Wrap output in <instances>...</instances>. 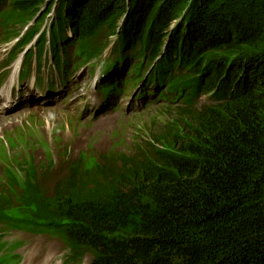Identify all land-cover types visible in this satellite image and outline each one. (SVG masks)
<instances>
[{"label": "trees", "instance_id": "obj_1", "mask_svg": "<svg viewBox=\"0 0 264 264\" xmlns=\"http://www.w3.org/2000/svg\"><path fill=\"white\" fill-rule=\"evenodd\" d=\"M42 1L0 0L5 33L13 21L25 25V13H37ZM161 2L76 0L73 31L83 38L111 26L112 34L125 18L118 39L145 40L156 54L177 23L162 66L187 68L178 83L193 95L212 91L215 102L184 100L192 126L135 155L139 165L110 170L102 198L55 185L32 226L50 230L73 256L92 255V264H264V0L234 10L225 0ZM223 4L227 15L213 17ZM208 52L237 60L209 63L213 76L205 81L206 69L195 65Z\"/></svg>", "mask_w": 264, "mask_h": 264}, {"label": "rangeland", "instance_id": "obj_2", "mask_svg": "<svg viewBox=\"0 0 264 264\" xmlns=\"http://www.w3.org/2000/svg\"><path fill=\"white\" fill-rule=\"evenodd\" d=\"M167 1L169 0H162L161 3L165 4ZM213 1L218 2V0ZM259 1L261 0H225L224 3L225 6L227 4L234 10L241 3L245 6L253 3L251 7H256L254 3ZM198 2L202 0H196V3ZM50 3L54 4L53 1ZM225 6L224 4L217 6L212 14L213 17L217 16L221 19L222 15L226 16L228 9H225ZM196 13L193 9L190 17H194ZM50 20V16H47L42 29L48 27ZM9 46V44H1L0 48L8 49ZM47 47L46 44L45 48ZM225 55L205 53L196 62V72L205 68L203 80L207 81L213 76L212 71L209 70V63L215 61L229 67L235 64L237 57L231 59ZM241 59L244 60L242 56H240ZM103 60V58H98L87 65L72 66V75L80 87V90L75 93L76 96L80 95L83 90L84 93H89L101 101L98 92L90 89L89 85L94 81L95 83L101 82L104 67H114L105 62L103 64ZM104 77L118 80L116 70L106 71ZM137 87L131 84L126 87L123 98L115 100L118 109L114 111L103 112L101 105L95 114L92 110L80 109V104L86 102L83 98L73 103L76 113H70L67 109L35 112V116L21 118L17 127L11 124L16 118L12 116L6 130L13 127V131L5 136L2 145L14 157L3 153L0 146V185L5 186V180L1 177L4 167L7 166L5 160H11L18 169L26 167L24 170H29V172L34 169L35 164H40L39 169L47 167L45 172L53 179L61 178L65 174L69 175V171L79 161L81 174H87L85 177L89 185L93 188L102 185L101 190H104L106 172L103 163L117 166L126 161L122 169L127 171L130 167L139 165L143 160L133 158L135 154L142 156L148 146L161 147V142L165 144L171 133L181 135L187 127L192 126V123L185 118L189 114L184 112L183 107L176 104L168 105L166 102L155 103L161 98L156 94L149 95L148 99L144 97L138 99L136 96L139 89L134 91ZM211 92L201 98L204 101L199 102V106H208L215 102L216 94L211 96ZM133 96L136 98L134 99ZM6 118L7 116L0 118V122H5ZM21 159L24 160V164L21 163ZM74 193L75 190L72 189L70 194ZM19 196L23 199L27 197V193L20 192ZM92 196L100 199L98 195ZM10 197L11 194L7 192H4V195L0 194V200H7ZM8 237L14 242H21L28 246L24 251L25 257L34 255L32 261L36 264H60V261L68 256L65 247L58 240L47 235L8 233ZM7 247L9 251L13 248L10 244H7ZM89 262L90 258L86 256L82 264H89ZM0 264H13L11 255L1 256Z\"/></svg>", "mask_w": 264, "mask_h": 264}, {"label": "bare ground", "instance_id": "obj_3", "mask_svg": "<svg viewBox=\"0 0 264 264\" xmlns=\"http://www.w3.org/2000/svg\"><path fill=\"white\" fill-rule=\"evenodd\" d=\"M44 11V8L43 7H40L37 14H39L40 12ZM117 25H119L118 27H115L114 29V32H117V29L121 26L124 25V20H118V22L116 23ZM61 26H63V23H60ZM126 25V23H125ZM109 39H112V37H109ZM51 41H54V39H51ZM120 41H122V38L120 39ZM89 48H92V44H88L87 45ZM107 46L110 47V45L107 44ZM63 51V50H62ZM73 57H75L78 61H81V58L77 55V54H73ZM12 61H5L3 62L2 64H0V66H16L19 61L21 60L20 57H18L17 59L15 57H12L10 58ZM51 59V58H50ZM54 59H57V60H53V61H56V62H61V61H66L68 58H63L61 56H57V58H54ZM55 67V66H54ZM123 67L126 68V72H123ZM57 68V67H56ZM62 69H72V65H69V64H65L64 66H61ZM117 71V74H118V80L120 79H128L129 75H131L132 73H134L133 71H130V67L127 66L126 64H121L119 66H114L112 68H105L103 74L104 76L106 75V71L107 72H110V71ZM53 78H49L48 80L44 81L42 77H40L38 74H36L35 76H32V77H29L27 79V82H26V85L23 87L22 91H20V94L17 95L15 98H14V94H13V91L10 95H8V98L13 100V99H16V101H19L23 104H25L26 106L30 107V108H33L34 110H37V111H53L54 109L52 108H45L41 105L39 106H36V103L37 102H41V101H44L46 102V97L49 95V93H47L45 91V89L51 85L53 83ZM114 79V78H113ZM115 80V79H114ZM96 81L90 83L89 85V88L90 89H93V90H98V91H101V92H104V93H110L107 86L104 84L103 86H100L98 85V83H95ZM75 83L73 82V85ZM129 85V83H123V86L122 85H115L112 87V90H111V93L114 94L116 96V99H121L123 98L124 96V93L126 91V87ZM29 87H31V90L29 91ZM150 88H153L152 86V83H144V84H141V86H138L135 90L139 89V92L137 93V98L140 99V97H144L145 99H148L149 98V95L151 94H156L158 97H161V93H164L166 92V90H162L161 89H158L157 91H159L158 93H156L155 89H150ZM1 91V90H0ZM133 91V92H134ZM61 92H64V90H62ZM34 93L35 94V98H31V94ZM6 99V98H5ZM115 99V100H116ZM166 102V101H164ZM167 103V102H166ZM10 106L6 107L2 104V102L0 101V111H3V110H8L9 111V114L7 115V118L5 119V122H0V146H1V149L3 151V153H6L7 155L9 156H12V153L10 154V152L7 151V149H4L3 145H2V138H3V135L6 133V128L9 126L10 124V120L12 119V114L10 113ZM105 104L103 106V112H106V109H105ZM53 118V117H51ZM17 127V126H15ZM6 138V137H4ZM73 170V171H72ZM69 171V177L72 179L73 175H74V167L73 169ZM56 185H60V184H56ZM26 198V197H25ZM39 213L40 212V209L38 210ZM30 264H36L35 261H32L30 262Z\"/></svg>", "mask_w": 264, "mask_h": 264}]
</instances>
